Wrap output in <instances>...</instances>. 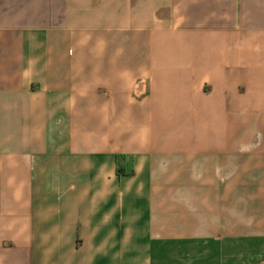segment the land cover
I'll return each mask as SVG.
<instances>
[{
	"label": "crops",
	"instance_id": "0c3cea01",
	"mask_svg": "<svg viewBox=\"0 0 264 264\" xmlns=\"http://www.w3.org/2000/svg\"><path fill=\"white\" fill-rule=\"evenodd\" d=\"M0 264H264V0H0Z\"/></svg>",
	"mask_w": 264,
	"mask_h": 264
},
{
	"label": "trees",
	"instance_id": "16d2710c",
	"mask_svg": "<svg viewBox=\"0 0 264 264\" xmlns=\"http://www.w3.org/2000/svg\"><path fill=\"white\" fill-rule=\"evenodd\" d=\"M117 173L121 177L133 176L135 173L133 162L128 160L126 156L117 157Z\"/></svg>",
	"mask_w": 264,
	"mask_h": 264
}]
</instances>
